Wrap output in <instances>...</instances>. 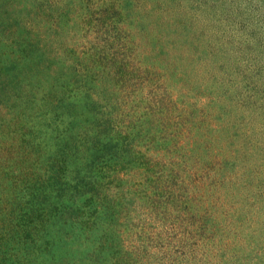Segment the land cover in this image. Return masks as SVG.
<instances>
[{"label":"rangeland","instance_id":"rangeland-1","mask_svg":"<svg viewBox=\"0 0 264 264\" xmlns=\"http://www.w3.org/2000/svg\"><path fill=\"white\" fill-rule=\"evenodd\" d=\"M0 264H264V0H0Z\"/></svg>","mask_w":264,"mask_h":264},{"label":"trees","instance_id":"trees-1","mask_svg":"<svg viewBox=\"0 0 264 264\" xmlns=\"http://www.w3.org/2000/svg\"><path fill=\"white\" fill-rule=\"evenodd\" d=\"M81 179H76L74 181H71L70 183L68 182V186L71 189L72 188L73 189H80L81 188L80 183L82 182ZM84 185H85V183H82V186H84ZM54 200L55 201H53V202L51 201V204H53V205L49 206L50 207L49 209L57 208V210H59L60 207H58V206L63 205V202L62 201L60 202V198L59 199L55 198ZM59 202H60V204H58Z\"/></svg>","mask_w":264,"mask_h":264}]
</instances>
